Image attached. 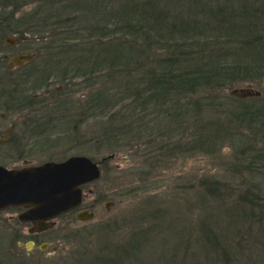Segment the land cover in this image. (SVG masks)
Masks as SVG:
<instances>
[{
  "label": "rangeland",
  "instance_id": "1",
  "mask_svg": "<svg viewBox=\"0 0 264 264\" xmlns=\"http://www.w3.org/2000/svg\"><path fill=\"white\" fill-rule=\"evenodd\" d=\"M124 1L28 0L17 16L30 14L40 20L54 16L60 20L65 14L82 12L84 15L75 16H87L90 23L94 18L100 19L104 26L107 22L101 12L117 10ZM228 1L236 8L247 5L264 10V0ZM81 3L93 5L84 11ZM50 24L53 21L40 30L32 26L33 34H26L25 41L12 45L3 38L13 41L19 37L0 28V81L7 85L0 82V89L9 88L12 98L10 110L0 111V166L20 169L85 156L95 162L103 161L99 166L101 176L82 187L79 208L58 216L54 228L36 236L29 235L27 224L18 222L19 209L0 212V264H80L88 252L118 262L124 259L122 264H264L261 127L250 131L246 124L229 116L227 113L238 110L233 99L222 102L227 113L221 116L219 126L228 125L230 119L235 122L228 125L227 133L218 132L217 145L208 152L168 158L165 164L148 159L154 149L150 142L155 130V122H151L155 114L150 110L137 114L139 147L121 145L115 151L100 147L95 136L106 119H86L79 109L93 85L78 86L81 78L72 75L68 62L52 60L46 51L48 46L53 53L61 45L78 48V36L53 30ZM86 35L87 31L82 36ZM24 56L30 59L18 66L15 59ZM124 57L132 59V51ZM93 67L91 60L90 69ZM241 91L258 93L257 103L264 101V82L234 86L226 89L223 96L232 99ZM209 116L204 115L200 123L204 136L214 134L213 129H206ZM184 121L188 126L186 135L191 134L193 124L190 119L183 118ZM181 144L180 150L186 148ZM211 187L213 196L207 191ZM157 210H163L161 216ZM84 211L91 213L92 218L78 220L77 213ZM202 231L218 235V244H207ZM31 239L38 242L33 245ZM130 242L136 250L124 255ZM222 246L228 252L221 256Z\"/></svg>",
  "mask_w": 264,
  "mask_h": 264
},
{
  "label": "trees",
  "instance_id": "2",
  "mask_svg": "<svg viewBox=\"0 0 264 264\" xmlns=\"http://www.w3.org/2000/svg\"><path fill=\"white\" fill-rule=\"evenodd\" d=\"M26 3L28 0H0V28L25 41L26 34L34 33L33 27L40 30L53 21L50 24L53 30L78 36L75 39L78 48L61 45L53 53L48 46L46 51L52 60L68 62L72 75L81 78L78 86L93 85L79 109L86 119L93 116L106 119L95 136L100 147L113 151L121 145L139 147L137 114L150 110L155 114L151 120L155 122V133L152 131L154 139L150 143L154 149L148 159L165 164L168 158L208 152L216 147L218 132L227 133L228 125L235 122L230 119L228 125L219 126L226 112L222 102L233 99L238 110L226 113L238 123L246 124L250 131L260 126V139L264 142V101L257 103L260 96L245 99L223 96L226 89L234 86L264 82L263 9H250L247 5L236 8L228 0H125L119 9L101 12L107 22L103 26L100 19L94 18L90 23L87 16H75L84 15L82 12L65 14L60 20L54 16L40 20L30 14L18 17ZM81 4L84 11L93 5ZM86 31L85 38L82 35ZM130 50L133 57L126 60L124 55ZM91 60L95 67L92 70ZM67 76L68 73L63 75ZM5 86L0 89V111L10 110L12 98ZM204 115H210L206 129H213L214 134L202 135L200 123ZM183 118L193 124L191 134L186 135L188 126L186 121L182 123ZM181 142L186 147L182 150ZM207 191L213 196L212 187ZM161 211L156 213L161 216ZM202 232L207 244H218V235ZM129 244L128 250H123L124 255L136 250L133 242ZM226 252L222 246L221 256ZM86 254L87 259L80 264H122L124 260Z\"/></svg>",
  "mask_w": 264,
  "mask_h": 264
},
{
  "label": "water",
  "instance_id": "3",
  "mask_svg": "<svg viewBox=\"0 0 264 264\" xmlns=\"http://www.w3.org/2000/svg\"><path fill=\"white\" fill-rule=\"evenodd\" d=\"M19 40L5 39L10 45ZM29 59V56H24L16 58L15 62L20 66ZM240 93L236 95L239 99L258 96L253 91ZM102 162L85 156H72L62 162H46L20 169L0 166V212L8 208H22L25 211L18 217L21 222L37 224L38 232L50 229L58 216L79 208L82 187L99 180ZM92 216L86 211L77 213L80 221L89 220Z\"/></svg>",
  "mask_w": 264,
  "mask_h": 264
},
{
  "label": "flooded vegetation",
  "instance_id": "4",
  "mask_svg": "<svg viewBox=\"0 0 264 264\" xmlns=\"http://www.w3.org/2000/svg\"><path fill=\"white\" fill-rule=\"evenodd\" d=\"M10 209H19V210H20V213H19V215L17 216V220H18V222H20L21 224H27V225H28V233H29L30 236H36V235H38L39 233L46 232V231H48V230L54 228V226H55V224H56V222H54V220H55V219H54V220H53V223H54L53 227H51L50 229H47V230H45V231H40V232H38V231H36L37 228H38L37 224L27 223V222L25 223V222H21V221L19 220L18 217H19V216L25 211L24 209H22V208H9L8 210H10ZM17 237L19 238L20 236L17 235ZM23 238H24V236H23ZM29 241H30V243H32L33 245H34L35 243L38 242L36 239H31V240H29ZM41 247H43V245H41L40 248H41Z\"/></svg>",
  "mask_w": 264,
  "mask_h": 264
}]
</instances>
